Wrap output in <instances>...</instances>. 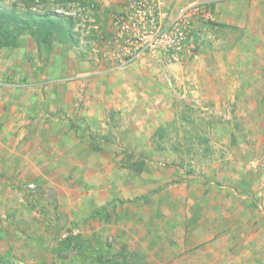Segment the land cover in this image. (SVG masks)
I'll list each match as a JSON object with an SVG mask.
<instances>
[{
	"label": "rangeland",
	"instance_id": "rangeland-1",
	"mask_svg": "<svg viewBox=\"0 0 264 264\" xmlns=\"http://www.w3.org/2000/svg\"><path fill=\"white\" fill-rule=\"evenodd\" d=\"M193 3L176 59L146 51L123 63L152 19L157 27ZM214 4L0 0L22 22L65 30L44 37L11 25L16 35L0 47L2 81L30 85L0 87L4 260L264 264V17L239 45L249 60L231 59L226 79L239 82L220 86L212 66L222 62L209 55L229 39L209 29ZM231 35L234 47L243 34Z\"/></svg>",
	"mask_w": 264,
	"mask_h": 264
},
{
	"label": "crops",
	"instance_id": "crops-1",
	"mask_svg": "<svg viewBox=\"0 0 264 264\" xmlns=\"http://www.w3.org/2000/svg\"><path fill=\"white\" fill-rule=\"evenodd\" d=\"M166 1L170 6H173L175 9H177L186 5L192 0H166ZM214 2L215 4L212 6L213 23H210L211 26H209L210 27L209 29L214 35V38L223 36L224 38H228L229 40L223 41L222 43L224 49L223 51H215L214 53L211 52L209 56H211L212 59L216 62L217 61L222 62L221 64L220 63L217 64V68L215 66H212L214 70L217 71L219 70L221 73L220 78L217 79V82L220 84V86L222 85L234 86L237 84V82H239L237 81L236 77H235V81L230 78L226 79L228 72L232 73L236 71V69L232 71L231 59H235V60L241 59L243 62H246L245 59L247 58H248L247 60H249V57L245 58L241 56L248 52L244 47H240L239 45L242 44V42L244 41V37L248 35L250 37H252L255 34L258 36L257 21L260 20L262 17H264V4L260 5L258 8L255 0H214ZM223 31L227 33H223ZM232 32L235 33L236 38H239L241 36V32L243 34V38L241 39L239 38V40L236 41L234 47H233V41L231 40ZM219 42H220L219 39L216 40V43ZM236 46L240 47V49L244 48L245 51L243 50L240 53H238L239 50H237ZM225 57L226 59L228 58V62H225ZM250 78H247L246 80L250 81L251 80ZM243 84L246 85L245 83ZM253 84L254 82L252 83L249 82V85H253ZM18 85H19L18 87H14L12 89L22 90L30 86L27 82L18 83ZM4 127L5 125L1 126V130H0V145H2L1 142L3 139V135L5 133ZM16 144L17 143H15V145Z\"/></svg>",
	"mask_w": 264,
	"mask_h": 264
},
{
	"label": "built area",
	"instance_id": "built-area-1",
	"mask_svg": "<svg viewBox=\"0 0 264 264\" xmlns=\"http://www.w3.org/2000/svg\"><path fill=\"white\" fill-rule=\"evenodd\" d=\"M141 3V2H139ZM138 3V4H139ZM197 6V3H193L186 9H182L178 16L169 22L159 21L158 26H155L154 19L151 20V28L153 31H150L144 38L141 39L135 51H127L125 53V61L123 63H130L136 58L143 56L146 51L151 52H160L163 51L176 59L175 56L180 54L187 44V33H186V17L187 11L191 8ZM138 7H140L138 5ZM143 12L142 10L138 11ZM144 13V12H143ZM164 23V24H163ZM124 28L128 29V25ZM9 87H18V84H7L4 83L0 77V87L3 86Z\"/></svg>",
	"mask_w": 264,
	"mask_h": 264
},
{
	"label": "trees",
	"instance_id": "trees-1",
	"mask_svg": "<svg viewBox=\"0 0 264 264\" xmlns=\"http://www.w3.org/2000/svg\"><path fill=\"white\" fill-rule=\"evenodd\" d=\"M17 12L15 9H11L10 11L0 10V47H7L11 45L12 40L14 39V36L10 33V27L11 25L14 26L17 29V34H21L27 29H35L34 33L38 36L45 35L44 37H50L54 32L59 31L65 35V30L63 27V23L59 20H53L44 18L40 21V23L34 26H31L32 24H27L25 22H22L17 19ZM17 24H21L20 26H17ZM12 36V38H11ZM135 168V171L138 173L141 172L143 162H140L139 167H136V165H132ZM130 168V166L128 167ZM97 215H101L100 212H96ZM71 238L66 240L65 244L66 247L70 245ZM0 264H9L6 260H4L0 256Z\"/></svg>",
	"mask_w": 264,
	"mask_h": 264
}]
</instances>
